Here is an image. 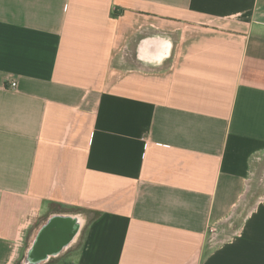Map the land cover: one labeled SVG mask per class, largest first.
I'll use <instances>...</instances> for the list:
<instances>
[{
	"label": "crops",
	"instance_id": "0c3cea01",
	"mask_svg": "<svg viewBox=\"0 0 264 264\" xmlns=\"http://www.w3.org/2000/svg\"><path fill=\"white\" fill-rule=\"evenodd\" d=\"M263 184L264 0H0V264H264Z\"/></svg>",
	"mask_w": 264,
	"mask_h": 264
},
{
	"label": "water",
	"instance_id": "95a60500",
	"mask_svg": "<svg viewBox=\"0 0 264 264\" xmlns=\"http://www.w3.org/2000/svg\"><path fill=\"white\" fill-rule=\"evenodd\" d=\"M82 226L80 217L55 215L39 229L23 264H45L74 241Z\"/></svg>",
	"mask_w": 264,
	"mask_h": 264
},
{
	"label": "trees",
	"instance_id": "16d2710c",
	"mask_svg": "<svg viewBox=\"0 0 264 264\" xmlns=\"http://www.w3.org/2000/svg\"><path fill=\"white\" fill-rule=\"evenodd\" d=\"M79 212H80V210H73L72 211V213H77L76 215H80L79 214ZM55 213H62V212H56L55 211ZM65 213H69V212H65ZM72 213L70 214H66V215H72ZM49 218V217H48ZM48 218H45V219H48ZM45 219H42V221H44V224L49 220H45ZM43 225H41V226H39V228H38V231H39V229L42 227ZM35 237V236H34ZM34 237L31 239V241H30V243H28V244H26L25 245V247H24V249H23V252L21 253V254H19L18 256H17V258H16V260H15V262L13 263V264H23V262H24V259H25V257H26V254L28 253V250H29V248H30V246H31V243L33 242V239H34ZM80 248V247H79ZM58 257L56 256V257H54V258H52V259H50L47 263H45V264H53L51 261L52 260H55V259H57ZM59 259V258H58ZM59 263V262H58Z\"/></svg>",
	"mask_w": 264,
	"mask_h": 264
},
{
	"label": "rangeland",
	"instance_id": "374dc122",
	"mask_svg": "<svg viewBox=\"0 0 264 264\" xmlns=\"http://www.w3.org/2000/svg\"><path fill=\"white\" fill-rule=\"evenodd\" d=\"M130 49H131V48H130ZM130 49L128 50L127 54H129V51H131ZM259 172H260V170H259V171L257 172V174H256V175H257V178H260V176H261V175H259ZM263 188H264V184L262 185V189H263ZM263 190H264V189H263ZM52 210H54V211H56V212H57V211H58V212H62V213H65V212L72 213V211H73V210H70V209L57 208V207L52 208ZM236 225H237V223L234 224V227H232V229H233V228L235 229V228L237 227ZM210 232H211V228L209 229V233H210ZM51 262H52L53 264H60L62 261H61L60 258H59V259L57 258V259H55V260H52ZM58 262H59V263H58Z\"/></svg>",
	"mask_w": 264,
	"mask_h": 264
},
{
	"label": "built area",
	"instance_id": "2783aa9c",
	"mask_svg": "<svg viewBox=\"0 0 264 264\" xmlns=\"http://www.w3.org/2000/svg\"><path fill=\"white\" fill-rule=\"evenodd\" d=\"M9 86H10V88L13 89V88H15L16 83L12 82ZM211 235H212V237H214L216 235V230L213 228H211Z\"/></svg>",
	"mask_w": 264,
	"mask_h": 264
}]
</instances>
